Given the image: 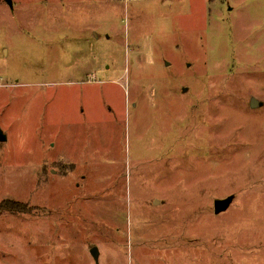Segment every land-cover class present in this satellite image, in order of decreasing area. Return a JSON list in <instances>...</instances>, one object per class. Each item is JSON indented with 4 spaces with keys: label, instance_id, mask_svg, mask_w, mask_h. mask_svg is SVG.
I'll list each match as a JSON object with an SVG mask.
<instances>
[{
    "label": "rangeland",
    "instance_id": "rangeland-1",
    "mask_svg": "<svg viewBox=\"0 0 264 264\" xmlns=\"http://www.w3.org/2000/svg\"><path fill=\"white\" fill-rule=\"evenodd\" d=\"M0 129V264H264V0H0Z\"/></svg>",
    "mask_w": 264,
    "mask_h": 264
},
{
    "label": "water",
    "instance_id": "water-1",
    "mask_svg": "<svg viewBox=\"0 0 264 264\" xmlns=\"http://www.w3.org/2000/svg\"><path fill=\"white\" fill-rule=\"evenodd\" d=\"M257 105H258V100L255 97L252 98L251 106L256 107ZM4 140H6V136L4 135V133L0 129V141H4ZM234 199H235L234 195H231V196L223 198V199H216V201H215V212L217 214H219V213L229 209L230 206L232 205ZM91 253L95 257V259L98 261L100 251H99L97 246H95L91 249Z\"/></svg>",
    "mask_w": 264,
    "mask_h": 264
},
{
    "label": "trees",
    "instance_id": "trees-1",
    "mask_svg": "<svg viewBox=\"0 0 264 264\" xmlns=\"http://www.w3.org/2000/svg\"><path fill=\"white\" fill-rule=\"evenodd\" d=\"M0 210L25 213L28 211V206L26 203H23L21 201L6 199L0 202Z\"/></svg>",
    "mask_w": 264,
    "mask_h": 264
}]
</instances>
